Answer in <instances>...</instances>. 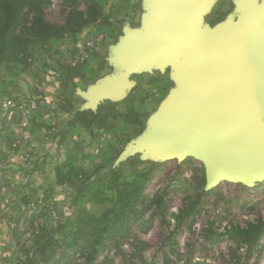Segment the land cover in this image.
<instances>
[{
	"label": "rangeland",
	"instance_id": "374dc122",
	"mask_svg": "<svg viewBox=\"0 0 264 264\" xmlns=\"http://www.w3.org/2000/svg\"><path fill=\"white\" fill-rule=\"evenodd\" d=\"M245 2L264 5L212 0L202 25L236 22ZM155 3L38 0L2 36L0 264H264V181L207 190L202 161L135 144L174 83L155 92L133 76L97 99L125 30ZM92 5L100 15L81 26Z\"/></svg>",
	"mask_w": 264,
	"mask_h": 264
},
{
	"label": "water",
	"instance_id": "95a60500",
	"mask_svg": "<svg viewBox=\"0 0 264 264\" xmlns=\"http://www.w3.org/2000/svg\"><path fill=\"white\" fill-rule=\"evenodd\" d=\"M211 1L156 0L158 24L140 40L125 30L129 47L110 59L120 72L94 91L98 100L121 95L131 74L170 60L177 89L135 144L164 159L202 161L207 190L251 186L264 181V5L242 3L236 22L209 28L202 15Z\"/></svg>",
	"mask_w": 264,
	"mask_h": 264
},
{
	"label": "crops",
	"instance_id": "0c3cea01",
	"mask_svg": "<svg viewBox=\"0 0 264 264\" xmlns=\"http://www.w3.org/2000/svg\"><path fill=\"white\" fill-rule=\"evenodd\" d=\"M146 14H147V16L143 19L141 25L139 27L135 28V32H136L137 38L139 40L147 37L148 32H150L151 29L156 24H158V20L160 18L159 13L157 12V14H156V11H154L152 8H151V12H149V13L147 12ZM155 15H159V18H158V20L156 19V21H155ZM104 16L105 17H103V19H106L107 18L106 15H104ZM129 44L130 43L125 40V36H124L123 40H121L117 44V47L121 48L123 51L129 47ZM113 66H117L119 68L118 64L117 65L113 64ZM133 76L135 78L137 76H140L142 78L141 80L147 79L148 81H147L146 85L149 83V85L153 86L154 87L153 90H155V92L158 90L161 93H164V91H166L164 89L168 88V83L170 85H172L174 83V87L167 94L165 93V96L162 99V103L159 106L158 113L162 112L164 110L166 103L170 100L174 91L177 89V81H175V79H174L175 76H174V68H173L172 62L170 60H165V61H163V63H157L155 65H152L149 68L139 69V71L131 74L129 76V78L131 77L133 79L134 78ZM129 78H128V83L129 82L131 83V80H129ZM108 79H110V77ZM160 81H162L163 86L161 85L162 87L161 86L155 87V83L158 84ZM134 84H135V81H134ZM100 85H104V82L101 83ZM93 89H94V87L91 88L92 93H93V91H92ZM126 89H127V87H126ZM105 98L106 97H103V99H105Z\"/></svg>",
	"mask_w": 264,
	"mask_h": 264
},
{
	"label": "trees",
	"instance_id": "16d2710c",
	"mask_svg": "<svg viewBox=\"0 0 264 264\" xmlns=\"http://www.w3.org/2000/svg\"><path fill=\"white\" fill-rule=\"evenodd\" d=\"M36 1L38 0H0V16L4 21L2 32L0 33V54L3 52V46H5V41H2V36L5 34H12V26H14V22L17 20V17H21L23 9L32 3H36ZM91 10L92 12L88 13L85 18L81 19V26L93 23L97 20V17L101 12L99 7L92 5Z\"/></svg>",
	"mask_w": 264,
	"mask_h": 264
},
{
	"label": "built area",
	"instance_id": "2783aa9c",
	"mask_svg": "<svg viewBox=\"0 0 264 264\" xmlns=\"http://www.w3.org/2000/svg\"><path fill=\"white\" fill-rule=\"evenodd\" d=\"M100 39H102V36H98L97 39H96V42H98ZM86 45L89 46L91 48V50L94 49V48H96V46H95V44H94L93 41L88 42ZM85 57H86V55L83 56L82 58H80L79 61H82Z\"/></svg>",
	"mask_w": 264,
	"mask_h": 264
}]
</instances>
